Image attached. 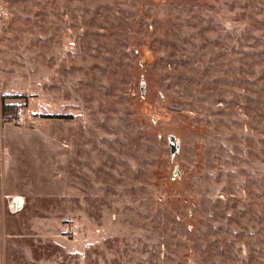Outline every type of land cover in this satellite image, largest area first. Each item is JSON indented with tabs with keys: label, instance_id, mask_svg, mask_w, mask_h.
<instances>
[{
	"label": "rangeland",
	"instance_id": "rangeland-1",
	"mask_svg": "<svg viewBox=\"0 0 264 264\" xmlns=\"http://www.w3.org/2000/svg\"><path fill=\"white\" fill-rule=\"evenodd\" d=\"M0 175V264H264V0H0Z\"/></svg>",
	"mask_w": 264,
	"mask_h": 264
},
{
	"label": "water",
	"instance_id": "water-1",
	"mask_svg": "<svg viewBox=\"0 0 264 264\" xmlns=\"http://www.w3.org/2000/svg\"><path fill=\"white\" fill-rule=\"evenodd\" d=\"M141 89H142V95L145 94L146 92V82L143 80L141 84ZM169 144L171 148V154L172 156H175L176 153L180 150V140L176 137L175 134H170L169 135ZM179 171L178 168L175 169L174 176H178Z\"/></svg>",
	"mask_w": 264,
	"mask_h": 264
},
{
	"label": "crops",
	"instance_id": "crops-1",
	"mask_svg": "<svg viewBox=\"0 0 264 264\" xmlns=\"http://www.w3.org/2000/svg\"><path fill=\"white\" fill-rule=\"evenodd\" d=\"M11 179V178H10ZM10 179L6 178L5 176L0 175V183L5 184L6 182H9ZM20 192L19 191H6V187H1L0 186V197L1 198H6V196H12V198L17 197ZM18 199H21L23 201V198L21 196L17 197Z\"/></svg>",
	"mask_w": 264,
	"mask_h": 264
},
{
	"label": "trees",
	"instance_id": "trees-1",
	"mask_svg": "<svg viewBox=\"0 0 264 264\" xmlns=\"http://www.w3.org/2000/svg\"><path fill=\"white\" fill-rule=\"evenodd\" d=\"M15 97H17V96H15ZM17 111L18 110H17L16 107H12V106L6 105L4 103V105H3V115H4V117L6 119H8V120L12 119L11 117L12 116L14 117V115L18 113Z\"/></svg>",
	"mask_w": 264,
	"mask_h": 264
},
{
	"label": "bare ground",
	"instance_id": "bare-ground-1",
	"mask_svg": "<svg viewBox=\"0 0 264 264\" xmlns=\"http://www.w3.org/2000/svg\"><path fill=\"white\" fill-rule=\"evenodd\" d=\"M17 200H21V199H18V198H16Z\"/></svg>",
	"mask_w": 264,
	"mask_h": 264
}]
</instances>
